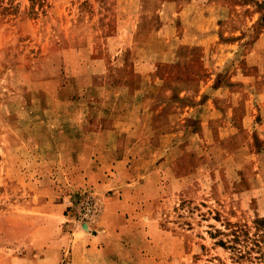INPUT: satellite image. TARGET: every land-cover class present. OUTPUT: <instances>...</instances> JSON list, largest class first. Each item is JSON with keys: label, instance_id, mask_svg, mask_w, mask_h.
I'll list each match as a JSON object with an SVG mask.
<instances>
[{"label": "rangeland", "instance_id": "rangeland-1", "mask_svg": "<svg viewBox=\"0 0 264 264\" xmlns=\"http://www.w3.org/2000/svg\"><path fill=\"white\" fill-rule=\"evenodd\" d=\"M261 220L264 0H0V264H264Z\"/></svg>", "mask_w": 264, "mask_h": 264}, {"label": "crops", "instance_id": "crops-1", "mask_svg": "<svg viewBox=\"0 0 264 264\" xmlns=\"http://www.w3.org/2000/svg\"><path fill=\"white\" fill-rule=\"evenodd\" d=\"M131 127L132 126L116 125L115 127L108 128V130H117V131L118 130H128L129 128L131 129ZM106 141H108L109 142L108 144L111 145V146H115L118 143V139H116V138H110V137H108V139L107 138L105 139V142ZM115 152H117V151H115ZM126 157H128L126 155V153H122V152H120V154H117L116 153L115 156H112V158H115L114 159V161H116V164L115 165L113 164V160L111 159V157H109V159L106 158L104 160L105 163H103V165L100 166V172L106 175V180L107 181H106V184L105 185L108 186V188H112V187H115L116 186V179H118L117 182H119L120 179H122V178L125 177V173H123L122 175H120V173H118L119 171H117V172L116 171H111L110 170L111 169L110 166L115 167L116 170H118V168L119 169H123V166L125 164ZM109 172L110 173H113L114 177L113 176H110L109 175ZM116 173H118V175ZM119 175H120V178H118Z\"/></svg>", "mask_w": 264, "mask_h": 264}, {"label": "trees", "instance_id": "trees-1", "mask_svg": "<svg viewBox=\"0 0 264 264\" xmlns=\"http://www.w3.org/2000/svg\"><path fill=\"white\" fill-rule=\"evenodd\" d=\"M259 227L262 229V230H264V220H261V221H259ZM234 233L236 234V237L238 236V231H234Z\"/></svg>", "mask_w": 264, "mask_h": 264}]
</instances>
